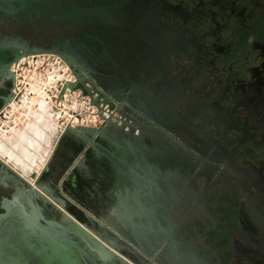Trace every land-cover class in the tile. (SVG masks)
<instances>
[{"label": "flooded vegetation", "instance_id": "af4514ba", "mask_svg": "<svg viewBox=\"0 0 264 264\" xmlns=\"http://www.w3.org/2000/svg\"><path fill=\"white\" fill-rule=\"evenodd\" d=\"M168 1L0 0V53L10 38H18L23 50L46 51L58 58L77 78L75 87L82 94L105 102L131 121V130L121 128L124 132L138 129L130 137L136 159L143 161L148 140L168 147L156 159L164 163L163 171L153 175L157 192L141 174L149 170L142 168L143 163L136 168L140 175H127L105 143L102 156L95 155L90 162L85 159L99 175L96 198L103 199L112 189L115 198H124L134 207L131 216H107L112 225L100 220L105 215L97 208L86 213L88 218L78 213L113 247L137 264H227L222 252L188 224L196 214L204 215L209 194L224 186L238 198L243 230L230 244L231 264H264V196H246L248 185L264 187V167L245 154L232 155L237 144L250 145L259 134L264 160V77L252 93L259 107L249 119L238 115V98L212 95L202 99L208 93L202 88L192 90L190 82L204 67L197 57L190 64L183 61L182 29L168 14ZM213 1L174 0V6L180 14L190 3L198 13L204 2ZM191 14L185 21L194 18ZM8 96L0 80V110ZM232 130L238 136L230 135ZM80 152L66 154L63 162L68 164ZM176 163L182 166L181 173L172 169ZM158 165H153L154 170H159ZM115 176L123 184L115 182ZM198 178L213 179L210 190L201 196L191 185ZM137 200L142 206L137 207Z\"/></svg>", "mask_w": 264, "mask_h": 264}, {"label": "water", "instance_id": "95a60500", "mask_svg": "<svg viewBox=\"0 0 264 264\" xmlns=\"http://www.w3.org/2000/svg\"><path fill=\"white\" fill-rule=\"evenodd\" d=\"M168 2V14L182 29L183 61L190 64L197 57L204 67L200 74L193 76L191 89L205 90L208 94L203 96L204 100L212 95L238 98V115L249 119L259 107L258 100L251 99L252 93L258 80L264 77V0H214L204 2L198 13L193 12L188 3L180 14L175 10L174 0ZM190 14L194 18L185 21ZM22 45L18 38H10L4 52L0 53V65L1 62L3 65L0 66V80L9 90L4 105L11 97L12 64L25 56L48 54L46 51H25ZM208 81L211 84L206 83ZM76 84L77 78L68 84V88L73 90ZM209 108L206 107L208 111ZM152 125L160 128L155 122ZM220 126L223 129V125ZM68 132L77 134L88 148L94 143L93 135L102 133V129L63 130L52 158L32 177V183L0 159V264H137L113 247L99 230L89 224V219L79 216V212L85 215L91 211L94 213L97 199L95 196L91 199L84 197L67 186L78 175L74 172L75 166L79 162L85 163L87 157L86 152H82L85 147H82L80 157L75 156L69 165L63 162ZM232 134L238 136L235 130L231 131ZM206 135L211 136L210 133ZM259 139L260 135L256 134L255 142L250 145L247 142L237 144L232 155L245 154L251 162L264 167L263 145L257 141ZM136 165V160L132 159L130 166L138 168L139 164ZM87 167L95 174L97 186L96 169L90 165ZM145 167L149 169L147 165L142 166ZM115 178V182L123 184L121 177ZM149 184L155 192L159 191L154 179ZM131 191L135 193L134 189ZM111 192L112 189L104 195L114 200ZM115 201L123 211L121 215L134 214V207L127 205L124 198L117 197ZM135 204L142 206L139 200ZM204 206V215L196 214L188 224L207 244L222 252L227 264H231L228 257L230 244L243 234L238 221V198L223 186L209 194ZM110 215L112 213L98 217L106 225H112V220L110 222L107 218ZM146 225L150 226L149 221Z\"/></svg>", "mask_w": 264, "mask_h": 264}, {"label": "built area", "instance_id": "2783aa9c", "mask_svg": "<svg viewBox=\"0 0 264 264\" xmlns=\"http://www.w3.org/2000/svg\"><path fill=\"white\" fill-rule=\"evenodd\" d=\"M60 65V60L49 54L25 56L12 64L11 97L0 114L4 112V118L12 125L16 114L29 122L34 114L46 110L59 131L66 128L99 129L107 124L106 121L125 131L131 130V121L105 102L92 103L80 89L70 90L68 84L74 83L75 79L66 66L63 69ZM133 133L138 134V129H133Z\"/></svg>", "mask_w": 264, "mask_h": 264}, {"label": "crops", "instance_id": "0c3cea01", "mask_svg": "<svg viewBox=\"0 0 264 264\" xmlns=\"http://www.w3.org/2000/svg\"><path fill=\"white\" fill-rule=\"evenodd\" d=\"M100 129H102V133H100L98 135H96V134L93 135L92 139H93L94 143H93V145L88 146V148H86L84 146L82 139L80 137H78L77 134L72 133V132H68L67 137L65 139L63 160H65L66 154L69 153V155L71 156L76 151H80L82 147H85V148H83L82 152L83 151L86 152V155H88L86 158L88 159V162H90V161H92L93 157H95V155H101V156L103 155V149L105 146V147H109L110 150L113 152L114 156H116L115 158L119 159V163L123 166L122 168L126 169L127 172L129 171L131 173L129 175H132L133 173L134 174L139 173L138 169L136 170V167L132 168L130 166L132 159H135L137 165L143 163L144 165H147L149 167V170L147 172H143L141 174L145 178H149L150 180L154 179L156 181V179L153 177V175L158 174L159 172L163 171V168H164V163L159 162V161L157 162L156 159L163 156V154H166L168 151V147L163 146L161 144L152 143L149 140L146 141V145L144 146V149H143V161H141V160H138L135 158V155L133 153L135 148L133 147L132 143H130V137L136 136V135H134L132 132L126 133L121 129V127H117L113 124H106V125L102 126ZM62 131L61 130L58 131L56 143L60 139V137L62 135ZM103 143H105L104 146L102 145ZM174 149H176V148L174 147ZM75 156L80 157L79 154H75L74 157ZM153 161H156V162H153ZM156 163L159 164L157 166V168L159 169L158 171L154 170V168H153V165ZM129 168H131V170H129ZM42 169H43V167H41L40 171ZM172 169L176 173H179V172L181 173L183 171L182 166H180L179 163H176L175 165H173ZM138 175H140V173ZM175 177H176L175 180H177L179 178V175H176ZM175 183H177L179 185V182H175ZM212 184H213V179L207 180L204 178H198L194 182H191V185L195 189L196 194L198 196H201V195L207 193L208 190H210ZM178 191H179V188L176 189V192H178ZM246 196H248L249 199H251L252 197L258 198L259 196H264V187L259 186V185L258 186L248 185V189L246 191ZM113 198H114V200H109L106 197H103V199H101V200H99V198H96L97 199L96 200V207L98 210L101 211V213L103 215H106V214L108 215L109 213L121 215L123 213L119 203L117 201H115L114 196H113ZM120 199H122V198H120ZM105 203H107V204H105ZM126 204L129 205V203L127 201H126Z\"/></svg>", "mask_w": 264, "mask_h": 264}, {"label": "rangeland", "instance_id": "374dc122", "mask_svg": "<svg viewBox=\"0 0 264 264\" xmlns=\"http://www.w3.org/2000/svg\"><path fill=\"white\" fill-rule=\"evenodd\" d=\"M60 66L63 69L65 68V65L62 63ZM42 111H43L42 112L43 114L42 113H38L37 115L35 114L33 116V118H31L29 120V122L23 121L19 117V115L16 114V120L14 121V124H12V125L10 124V122H8V120L6 118H4V112H2L0 114V147L2 144V147L0 149V159L3 162H5L7 165H9L11 168H13L18 174H20L22 177H24L26 180H28L31 183L33 182V178H32L33 174H34V176H36L39 173L41 167H44L45 164H47L50 161V159L52 158L54 148H55L54 145L57 141V134L59 131V129H57L54 133L49 129L50 128L49 126H46L47 125L46 124L47 123L46 112H44V110H42ZM40 118H42L41 119L42 121L40 120ZM35 119L36 120L38 119L37 122ZM40 121L43 123H41ZM38 122H40L41 125H39ZM44 122H46V123H44ZM42 124H45L43 129L41 128L43 126ZM13 125H14V127H13ZM8 127H12L13 133H11L10 130H8L9 129ZM32 128H33V130H32ZM35 129H37V131H39V132L36 133ZM4 130H5V133L1 134V131H4ZM31 130H32V133L34 134L33 136H32ZM20 133L26 134V136H27L26 138L28 139L27 140L28 142L24 141V140H20V136H19ZM35 133H36V135H35ZM28 136L31 137V142L29 141L30 138H28ZM35 136H36V138H35ZM18 137H19V140L21 142H19ZM10 138H12V139H10ZM13 139H16V142H17L16 145L14 144L15 145L14 147L12 145V143L15 142ZM6 140H7V143H6ZM8 141H10V142H8ZM17 146H18V148H17ZM4 148H6L7 152L9 151L8 155L5 153V151L4 152L1 151ZM19 148H20V150H19ZM21 148H22V150H21ZM25 154L26 155L28 154V155L26 156ZM8 156H9V158H8Z\"/></svg>", "mask_w": 264, "mask_h": 264}, {"label": "bare ground", "instance_id": "6f19581e", "mask_svg": "<svg viewBox=\"0 0 264 264\" xmlns=\"http://www.w3.org/2000/svg\"><path fill=\"white\" fill-rule=\"evenodd\" d=\"M43 112V111H42ZM41 112V113H42ZM44 112H46V117H47V123L46 122H44V123H46L47 125L46 126H49L50 128V130L52 131V132H54L55 133V131L58 129V126L52 121V115L50 114V113H48L46 110H44ZM38 113H36V115H37ZM43 114V113H42ZM35 115V114H34ZM45 115V114H44ZM37 117V116H36ZM44 118V117H43ZM42 118H40V120H41ZM36 120V119H35ZM38 120V119H37ZM37 120H36V122H37ZM42 121V120H41ZM40 121V122H41ZM46 121V120H45ZM40 122H38L39 123V125H41L40 124ZM41 123H43V122H41ZM36 124V123H35ZM34 124V125H35ZM37 125V124H36ZM38 125V126H39ZM43 126L41 127L42 129H43V127H44V125L45 124H42ZM8 130H10V132L11 133H13L12 132V128H9ZM32 130H33V128H32ZM32 130H31V133H32ZM36 130V133L37 132H39V131H37V129H35ZM35 132V131H34ZM4 134L5 133V130L4 131H1V134ZM36 133H35V135H36ZM44 133V132H43ZM16 134V133H15ZM21 134V133H20ZM19 134V136H20V140H24V141H27L28 139L26 138L27 136H26V134H24V133H22L21 135ZM34 134L32 133V136H33ZM38 135V134H37ZM43 135V134H42ZM42 137V136H41ZM28 138H30L29 139V141L31 142V137H29L28 136ZM35 138H36V136H35ZM40 138V137H39ZM6 139V138H5ZM10 139H12V138H10ZM15 142H13L12 143V145H13V147L17 144V142H16V139H13ZM18 140H19V137H18ZM19 140V142H21ZM11 141V140H10ZM10 141H8V142H10ZM5 142V141H4ZM12 142V141H11ZM28 142V141H27ZM26 142V143H27ZM29 142V143H30ZM35 142V141H34ZM6 143H7V140H6ZM28 143V144H29ZM15 144V145H14ZM24 144V143H23ZM36 144V143H35ZM11 145V144H10ZM30 145V144H29ZM33 145V144H32ZM37 145V144H36ZM1 147H2V144H1ZM1 147H0V149H1ZM11 147V146H10ZM21 147V146H20ZM17 148H18V146H17ZM17 150V149H16ZM19 150H20V148H19ZM21 150H22V148H21ZM1 151H5V153L8 155L9 153V151L7 152V150H6V148H4V149H2ZM26 151V150H25ZM24 151V152H25ZM21 153V152H20ZM26 153V152H25ZM26 155V154H25ZM28 155V154H27ZM26 155V156H27ZM6 157V156H5ZM8 158H9V156H8ZM12 158V157H11ZM16 160V159H15ZM17 161V160H16ZM11 162V161H10ZM29 170V169H28ZM30 172V171H29ZM74 172H77L78 173V175H76V176H74L73 177V181L71 182V183H68V188L70 189V190H76V191H78V193H80V194H82L84 197H88L89 199H91L93 196H94V193L96 192V182H95V180H96V178H95V174L93 173V171L91 170V169H89L88 167H87V165H86V163H83V162H79L76 166H75V168H74ZM33 176H34V174H33ZM32 176V177H33Z\"/></svg>", "mask_w": 264, "mask_h": 264}]
</instances>
